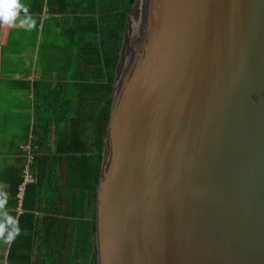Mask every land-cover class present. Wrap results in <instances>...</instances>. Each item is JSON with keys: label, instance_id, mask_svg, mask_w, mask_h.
I'll use <instances>...</instances> for the list:
<instances>
[{"label": "water", "instance_id": "1", "mask_svg": "<svg viewBox=\"0 0 264 264\" xmlns=\"http://www.w3.org/2000/svg\"><path fill=\"white\" fill-rule=\"evenodd\" d=\"M95 227L97 264H264V0H134Z\"/></svg>", "mask_w": 264, "mask_h": 264}, {"label": "trees", "instance_id": "2", "mask_svg": "<svg viewBox=\"0 0 264 264\" xmlns=\"http://www.w3.org/2000/svg\"><path fill=\"white\" fill-rule=\"evenodd\" d=\"M133 2L46 0L50 13H75L74 26L59 35L63 50L75 53L77 75L41 96L40 112L48 116L36 125L31 145L35 180L25 185L20 199L24 166L15 170L11 198L21 211L9 264L34 259L36 264H97L96 186L115 68Z\"/></svg>", "mask_w": 264, "mask_h": 264}, {"label": "crops", "instance_id": "3", "mask_svg": "<svg viewBox=\"0 0 264 264\" xmlns=\"http://www.w3.org/2000/svg\"><path fill=\"white\" fill-rule=\"evenodd\" d=\"M15 3L17 10L8 22L0 19V264H9L7 253L21 211L11 198L15 170L24 166L36 140V125L48 116L40 112L41 96L77 75L76 67L70 77L64 72L71 60L76 66L77 58L63 50L59 35L60 30L65 33L64 29L74 26L75 13H50L46 0ZM50 124L52 140L54 122Z\"/></svg>", "mask_w": 264, "mask_h": 264}, {"label": "built area", "instance_id": "4", "mask_svg": "<svg viewBox=\"0 0 264 264\" xmlns=\"http://www.w3.org/2000/svg\"><path fill=\"white\" fill-rule=\"evenodd\" d=\"M33 158H34L33 153L31 151H28L27 156H26V162H25L24 167L22 168V171H21L22 180L17 187V189H18L17 196L19 199L22 197L25 185L27 183L33 182L35 180V175L29 167L33 161Z\"/></svg>", "mask_w": 264, "mask_h": 264}, {"label": "clouds", "instance_id": "5", "mask_svg": "<svg viewBox=\"0 0 264 264\" xmlns=\"http://www.w3.org/2000/svg\"><path fill=\"white\" fill-rule=\"evenodd\" d=\"M17 7L15 0H0V12H2L0 19L8 22L9 18L15 14Z\"/></svg>", "mask_w": 264, "mask_h": 264}, {"label": "rangeland", "instance_id": "6", "mask_svg": "<svg viewBox=\"0 0 264 264\" xmlns=\"http://www.w3.org/2000/svg\"><path fill=\"white\" fill-rule=\"evenodd\" d=\"M74 55V54H73ZM69 69H67V70H65L64 72H65V74L67 75V76H71V73H72V71L75 69V67L76 66H74V63H73V60H71L70 61V63H69ZM59 68L60 69H62V66H59ZM68 68V67H67ZM30 167L32 168V163L30 164Z\"/></svg>", "mask_w": 264, "mask_h": 264}, {"label": "flooded vegetation", "instance_id": "7", "mask_svg": "<svg viewBox=\"0 0 264 264\" xmlns=\"http://www.w3.org/2000/svg\"><path fill=\"white\" fill-rule=\"evenodd\" d=\"M125 29H126V27H125Z\"/></svg>", "mask_w": 264, "mask_h": 264}]
</instances>
